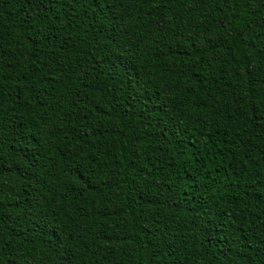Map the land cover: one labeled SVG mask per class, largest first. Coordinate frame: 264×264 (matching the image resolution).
I'll use <instances>...</instances> for the list:
<instances>
[{
	"label": "trees",
	"instance_id": "1",
	"mask_svg": "<svg viewBox=\"0 0 264 264\" xmlns=\"http://www.w3.org/2000/svg\"><path fill=\"white\" fill-rule=\"evenodd\" d=\"M0 264H264V0H0Z\"/></svg>",
	"mask_w": 264,
	"mask_h": 264
}]
</instances>
